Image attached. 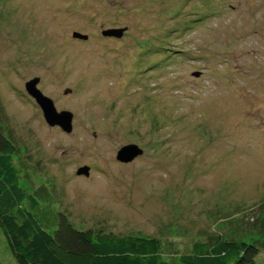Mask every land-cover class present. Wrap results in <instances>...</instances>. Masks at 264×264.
Wrapping results in <instances>:
<instances>
[{
  "label": "rangeland",
  "instance_id": "rangeland-1",
  "mask_svg": "<svg viewBox=\"0 0 264 264\" xmlns=\"http://www.w3.org/2000/svg\"><path fill=\"white\" fill-rule=\"evenodd\" d=\"M36 78L70 134L26 93ZM0 130L23 193L44 186L41 208L76 229L158 238L168 264L258 238L264 0H0ZM128 145L143 155L119 163ZM0 264H16L1 231Z\"/></svg>",
  "mask_w": 264,
  "mask_h": 264
},
{
  "label": "trees",
  "instance_id": "trees-1",
  "mask_svg": "<svg viewBox=\"0 0 264 264\" xmlns=\"http://www.w3.org/2000/svg\"><path fill=\"white\" fill-rule=\"evenodd\" d=\"M12 143L0 130V231L16 264H168L158 238L118 236L103 230H79L61 212L47 214L44 186L25 195L18 185ZM27 200L28 207L22 205ZM47 204H49L47 202ZM264 233L249 241L217 236L195 242L179 264H257Z\"/></svg>",
  "mask_w": 264,
  "mask_h": 264
},
{
  "label": "water",
  "instance_id": "water-1",
  "mask_svg": "<svg viewBox=\"0 0 264 264\" xmlns=\"http://www.w3.org/2000/svg\"><path fill=\"white\" fill-rule=\"evenodd\" d=\"M125 29H109L102 33L103 37H114L120 38ZM73 38L87 40V36L81 35L79 33H74ZM39 79H33L25 84L26 93L34 100V102L39 107L44 121L49 127H58L64 133L70 134L73 130L72 121L73 114L68 111H62L58 113L54 102L45 97L41 91L38 89ZM71 90H65L64 94L70 93ZM143 155V150L136 145H128L119 150L117 153L116 160L119 163L129 164L133 162L135 159L141 157ZM76 175L78 176H89V168L82 167L80 168Z\"/></svg>",
  "mask_w": 264,
  "mask_h": 264
}]
</instances>
